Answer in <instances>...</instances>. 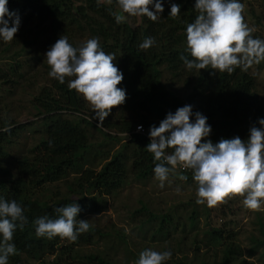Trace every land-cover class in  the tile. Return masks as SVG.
<instances>
[{
	"label": "trees",
	"instance_id": "1",
	"mask_svg": "<svg viewBox=\"0 0 264 264\" xmlns=\"http://www.w3.org/2000/svg\"><path fill=\"white\" fill-rule=\"evenodd\" d=\"M112 1L108 4L103 0L98 5L97 0H9L8 7L18 12L21 26L10 43L0 42V53L6 55L0 64V129L10 128L0 131V197L21 204L26 222L14 233L16 254L9 257L8 264H135L139 254L128 245L124 260L110 258L102 249H87L96 243L97 236L112 243L125 237L118 229L102 232L91 224L89 216L105 211L110 196L131 177L140 181L154 178L153 156L145 148L150 142V126H158L169 111L192 105L194 112L207 116L212 127L208 139L215 143L234 136L246 139L250 128L260 127L258 120L264 118V100L252 67L212 75L210 69H187L181 59L188 56L186 27L198 15L195 0H164V12L155 22L139 16L135 22L125 19L120 24L112 15L119 14L118 5ZM171 3L181 6L176 19L168 16ZM61 35L74 47L98 37L103 50L116 57L114 64L124 74L117 87L126 90V101L113 107L102 125L93 119L91 106L82 95L68 89L71 78L61 84L48 76L45 54ZM148 37L155 44L141 50L139 44ZM165 75L173 81L184 79L187 93L182 95L168 85ZM19 89L31 97L29 109L35 122L20 123L9 116L11 110L6 106L11 98L12 111L19 108L14 105L21 101ZM138 125H143L145 132H136ZM91 129L121 146L115 152L102 150V145L94 147ZM181 175L192 178L191 170H176L169 178L181 180ZM61 182L67 192L52 188ZM75 203L82 209L77 219L87 220L89 231L75 242L36 237V219H54L55 208ZM193 207L184 224L173 211L163 214L143 205L136 209L146 215L138 229L144 236L156 238L167 237L181 227L183 231L186 226L195 228L201 213L196 205ZM208 211L204 210L207 217ZM261 212L256 220L261 235L251 236L250 255L261 251L264 260ZM227 226H209L204 231L201 245L212 254L199 255L201 245L193 240L194 256L189 257L182 251L184 242H180L166 249H180L183 255L172 254L165 264H244L238 232Z\"/></svg>",
	"mask_w": 264,
	"mask_h": 264
},
{
	"label": "clouds",
	"instance_id": "2",
	"mask_svg": "<svg viewBox=\"0 0 264 264\" xmlns=\"http://www.w3.org/2000/svg\"><path fill=\"white\" fill-rule=\"evenodd\" d=\"M8 3L9 0H0L3 43H10L21 26L20 15L10 10ZM101 3L103 0H97L98 5ZM115 3L127 16H145L153 22L164 12V0H115ZM194 9L198 15L185 31L188 56L181 57L187 69H210L212 75L231 74L237 68L247 71L253 64L264 61V39L254 38V29L245 22V5L241 0H195ZM180 12L181 6L171 3L168 16L176 19ZM112 15L117 24L125 20V15ZM154 44L155 40L148 37L139 48L147 50ZM45 56L50 67L48 76L61 84L71 78L68 89L75 90L90 104L98 125L103 124L113 107L125 103L126 90L117 87L124 74L114 64L116 57L103 50L98 37L74 47L67 36L61 35ZM207 120L201 112H194L192 105H184L175 112L169 111L158 126H150V142L145 148L153 156L158 187L163 188L179 167L192 172L197 185L196 204L211 208L240 196L245 209L260 211L264 208V118L258 120L260 127L250 128L246 139L234 136L215 143L208 139L212 127ZM137 131H143V125H138ZM180 179L188 177L181 175ZM81 210L78 203L69 204L55 208L54 219L47 216L36 219V237L75 242L91 227L87 220L77 219ZM25 222L21 204L0 197V264H8L9 257L16 254L13 236L18 227L23 229ZM171 257V250L148 247L140 251L135 264H165Z\"/></svg>",
	"mask_w": 264,
	"mask_h": 264
},
{
	"label": "rangeland",
	"instance_id": "3",
	"mask_svg": "<svg viewBox=\"0 0 264 264\" xmlns=\"http://www.w3.org/2000/svg\"><path fill=\"white\" fill-rule=\"evenodd\" d=\"M108 4V0H105ZM245 5L244 18L245 22L250 28L254 29L253 36L264 39V1L263 0H243L241 1ZM120 15H125V19L135 22V18L140 19L139 16H127L118 7ZM6 55L0 53V64L6 61ZM35 64V63H34ZM252 72L257 80L258 92L264 100V64H253ZM164 81L168 83L174 89L179 90V93L185 95L187 90L185 89L184 79L180 81H173L171 76L165 75ZM9 87L12 84L6 83ZM2 91H0L1 93ZM18 97L21 101H16L15 107L18 109L12 111V98L11 103L6 106L7 110H11L9 116L13 117V120L20 123H31L37 119L31 115L29 109V93H24L19 89ZM25 106V107H24ZM27 106V107H26ZM27 132V131H26ZM91 142L94 147L102 145V150L108 152L109 150L116 151L121 146L120 142H112L107 139L103 134L95 129H91ZM22 134V133H21ZM24 134V133H23ZM125 137V136H124ZM30 141V140H29ZM158 181L154 178H150L144 181L137 180L133 177L128 179V183L117 193L110 196L109 205L105 211L100 214L89 216L91 224L100 229L102 232H114V229L121 230L125 233L124 240L108 241L107 238L97 236L95 238L96 243L91 246L92 250L102 249L109 253V257L113 259L124 260L127 256L126 246L134 253L139 254L145 248L151 247L156 251H165L166 246L177 245V243L184 242L182 251L189 254V257H193V240L195 243L202 244L205 237L204 231L209 226H218L221 224H227L228 229H233L238 232L239 244L242 249V258L246 261L244 264H264V260L261 258V251L251 256V236L261 235L257 225L259 211H251L245 209L242 204L243 197L237 196L226 200L224 203H220L214 207H207L205 205L196 204V190L197 185L192 178L187 180H173L168 179L165 182L163 188L158 187ZM52 188L60 189L62 193L67 192V186L62 182L54 184ZM146 205L149 210L154 212H160L163 214L173 211L175 218L180 219L184 224L188 221L187 216L189 212L194 209V205L198 207V212L201 213L199 221L196 223L195 228H189L186 226V230L183 228L172 231L167 237L152 238L144 236L143 232L138 229V224L142 219L146 217L143 213H138L136 209L142 208ZM204 210H209L207 213ZM260 211L264 217V208ZM209 224V225H208ZM172 230V229H171ZM150 236L152 232H149ZM180 248V247H179ZM183 248H185L183 250ZM172 254L182 256L183 252L180 249L171 250ZM200 254L205 252L212 254V250L206 246L201 245ZM37 264V263H32Z\"/></svg>",
	"mask_w": 264,
	"mask_h": 264
},
{
	"label": "built area",
	"instance_id": "4",
	"mask_svg": "<svg viewBox=\"0 0 264 264\" xmlns=\"http://www.w3.org/2000/svg\"><path fill=\"white\" fill-rule=\"evenodd\" d=\"M135 131L138 132V131H137V127H136ZM139 132H145V131H144V127H143V131H139ZM177 170H182V169H179V167H178ZM184 171H186V170H184Z\"/></svg>",
	"mask_w": 264,
	"mask_h": 264
}]
</instances>
